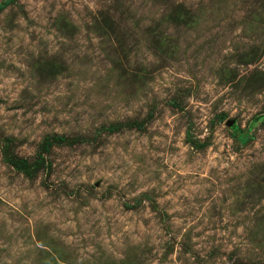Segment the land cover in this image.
<instances>
[{"label": "rangeland", "instance_id": "rangeland-1", "mask_svg": "<svg viewBox=\"0 0 264 264\" xmlns=\"http://www.w3.org/2000/svg\"><path fill=\"white\" fill-rule=\"evenodd\" d=\"M0 6V264H264V0Z\"/></svg>", "mask_w": 264, "mask_h": 264}, {"label": "trees", "instance_id": "trees-1", "mask_svg": "<svg viewBox=\"0 0 264 264\" xmlns=\"http://www.w3.org/2000/svg\"><path fill=\"white\" fill-rule=\"evenodd\" d=\"M232 127H234V125ZM62 141H64L63 136H56L55 138L51 139L44 138L43 140H41L37 149V157L31 163L27 162L25 159L10 155L5 151V149L2 150L1 157L2 160L5 163L9 164L13 169L22 172L26 176H30L38 168V166L43 163V155L48 151L49 147L54 143L59 144Z\"/></svg>", "mask_w": 264, "mask_h": 264}, {"label": "water", "instance_id": "water-1", "mask_svg": "<svg viewBox=\"0 0 264 264\" xmlns=\"http://www.w3.org/2000/svg\"><path fill=\"white\" fill-rule=\"evenodd\" d=\"M225 124L228 125V126H230V127H232L234 123H233V120L232 119H227L225 121Z\"/></svg>", "mask_w": 264, "mask_h": 264}]
</instances>
